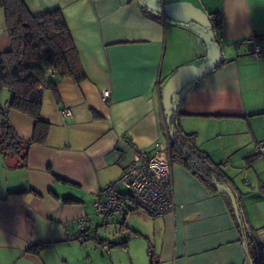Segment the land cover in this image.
<instances>
[{"label": "crops", "instance_id": "1", "mask_svg": "<svg viewBox=\"0 0 264 264\" xmlns=\"http://www.w3.org/2000/svg\"><path fill=\"white\" fill-rule=\"evenodd\" d=\"M25 2L33 14L61 9L85 77L44 90L48 134L30 145L26 166L0 153V264H250L240 215L264 242V153L255 151L264 142V54L242 40L264 35V0ZM9 49L0 8V53ZM8 120L31 138L32 117L8 107ZM176 125L230 184L213 190L171 159L174 211L152 217L131 204L102 221L94 194L130 164L129 144L160 141L169 153ZM22 190L32 192L5 199ZM78 220L99 240L81 241Z\"/></svg>", "mask_w": 264, "mask_h": 264}, {"label": "trees", "instance_id": "2", "mask_svg": "<svg viewBox=\"0 0 264 264\" xmlns=\"http://www.w3.org/2000/svg\"><path fill=\"white\" fill-rule=\"evenodd\" d=\"M10 39V49L0 53V153L3 158L17 157L20 166L27 165L30 145L44 143L50 123L42 117L44 90H55L58 80L70 77L79 82L85 74L78 54L59 7L33 14L25 0H0ZM212 28L218 26V14H210ZM219 66V65H218ZM55 72L53 77L49 71ZM7 90L10 100L2 104L1 93ZM8 107L34 119L30 139H22L8 120ZM169 138L170 159L184 163L209 188L216 190L221 183H229L219 163L210 160L195 143V134L187 133L176 125ZM32 191H8L5 199L21 201ZM130 206L127 195L120 198ZM242 235L245 239L250 264H264V242L251 234L246 221L240 215ZM45 244L30 245L38 252ZM155 264V263H151Z\"/></svg>", "mask_w": 264, "mask_h": 264}, {"label": "built area", "instance_id": "3", "mask_svg": "<svg viewBox=\"0 0 264 264\" xmlns=\"http://www.w3.org/2000/svg\"><path fill=\"white\" fill-rule=\"evenodd\" d=\"M242 42L249 44L253 56L260 57L264 54V35L253 34ZM48 74L53 77L55 72L50 70ZM109 93V90L102 91L103 99H106ZM60 114L71 116V109L63 108ZM129 146L134 154L130 164L116 179L94 194L93 208L102 221L111 214H124L127 210L126 202L120 199L122 195L118 192V187L125 188L124 195L149 216H162L174 211L172 163L166 147L160 141H155L151 150L130 144ZM255 151L258 154L264 153V142H259ZM77 228L81 241L99 240L97 227L86 228L83 222L78 220ZM100 243L102 249L109 252L108 243Z\"/></svg>", "mask_w": 264, "mask_h": 264}, {"label": "rangeland", "instance_id": "4", "mask_svg": "<svg viewBox=\"0 0 264 264\" xmlns=\"http://www.w3.org/2000/svg\"><path fill=\"white\" fill-rule=\"evenodd\" d=\"M119 189H120V190H125V188H123V187H120ZM135 207H136V208H139V207H137V206H135ZM100 219H101V218H100ZM101 227H103V226H101ZM105 230H106V228H105L103 231H105ZM258 238L261 240L262 237H261L260 235H258V236H257V239H258ZM259 239H258V240H259Z\"/></svg>", "mask_w": 264, "mask_h": 264}]
</instances>
